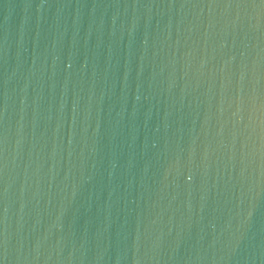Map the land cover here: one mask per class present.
<instances>
[{
	"label": "water",
	"instance_id": "95a60500",
	"mask_svg": "<svg viewBox=\"0 0 264 264\" xmlns=\"http://www.w3.org/2000/svg\"><path fill=\"white\" fill-rule=\"evenodd\" d=\"M0 264H264V3L0 0Z\"/></svg>",
	"mask_w": 264,
	"mask_h": 264
},
{
	"label": "snow or ice",
	"instance_id": "6c2138e0",
	"mask_svg": "<svg viewBox=\"0 0 264 264\" xmlns=\"http://www.w3.org/2000/svg\"><path fill=\"white\" fill-rule=\"evenodd\" d=\"M262 3H264V0H261Z\"/></svg>",
	"mask_w": 264,
	"mask_h": 264
}]
</instances>
